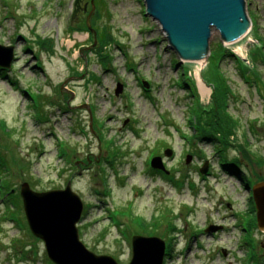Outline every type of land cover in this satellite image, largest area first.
<instances>
[{"label": "rangeland", "instance_id": "1", "mask_svg": "<svg viewBox=\"0 0 264 264\" xmlns=\"http://www.w3.org/2000/svg\"><path fill=\"white\" fill-rule=\"evenodd\" d=\"M90 1L79 9L74 0H0V44L15 54L0 71V155L9 182L0 187V264H54L30 233L18 192L22 182L42 191L67 181L83 203L80 240L117 264L130 260L131 236L144 235L135 217L170 243L163 264H264V230L249 224L250 187L230 165L246 169L235 157L247 148L252 167L242 178L264 179V61L250 55L264 53V0H244L252 23L238 40L211 30L204 63L179 58L144 0H92L90 27L114 37L96 54L93 32L74 30ZM39 37L50 38L52 53L38 48ZM217 69L231 88L227 109L236 122L224 152L193 138L191 124V108L198 97L208 103L206 84ZM156 155L167 173L151 168Z\"/></svg>", "mask_w": 264, "mask_h": 264}, {"label": "water", "instance_id": "2", "mask_svg": "<svg viewBox=\"0 0 264 264\" xmlns=\"http://www.w3.org/2000/svg\"><path fill=\"white\" fill-rule=\"evenodd\" d=\"M90 3L92 8L85 21L87 29L94 34L95 44V32L88 23L93 10V1ZM77 4L79 6V0H74V6ZM144 4L145 14L160 25L168 46L179 58L190 62L205 57L212 29L219 32L222 40L230 43L241 38L250 24L244 0H144ZM76 12L77 8L73 10L71 18ZM14 58L13 46L0 44V68H9ZM121 90L122 85L118 83L115 95ZM88 112L90 113L89 109ZM89 127L91 128V120ZM171 155V148L163 151V156ZM189 159V156L186 157V162ZM150 166L165 171L160 155L151 158ZM199 172H206L205 164ZM19 196L27 227L33 236L42 241L52 263L117 264L112 256L96 254L80 240L77 223L81 219L83 203L71 189L70 181L63 188L42 191L34 190L27 182H22ZM252 199L257 228L263 231L264 180L253 185ZM210 229L211 226L208 227ZM130 246L131 258L127 264H163L166 244L160 237L134 234L131 236Z\"/></svg>", "mask_w": 264, "mask_h": 264}, {"label": "trees", "instance_id": "3", "mask_svg": "<svg viewBox=\"0 0 264 264\" xmlns=\"http://www.w3.org/2000/svg\"><path fill=\"white\" fill-rule=\"evenodd\" d=\"M94 4L95 3H93V5ZM91 7H92V5L89 4V10L91 9ZM90 24H91L92 29H94V32L96 35V43H95L96 47L94 48V50H95L96 54L99 55L102 53L105 46L112 43V41L114 40V37L109 34L107 27H105V26L99 27L98 25H96V23H94V25L92 23H90ZM74 30L87 31L85 18L79 24V26H77ZM49 41H50L49 37H42V38L39 37L38 40L36 41V44H38L40 49H45V50L47 49L49 51V53H52L53 49H52V45H48ZM90 43L93 44L94 40L92 39L90 41ZM219 48L221 49V47H219ZM257 48H259V47H257ZM250 53H251L250 54L251 58L260 59L261 61H264V53L261 50V48H259V50L250 51ZM222 55H224V54L221 53V57H222ZM104 65L107 66V64H104ZM0 71L2 73H5L6 69L0 68ZM241 71H242V69H241ZM242 73H244V71ZM213 78L215 80V83L213 84V86L211 85L212 91H211V95H210V101L207 104L203 105L199 101V97H198V102L194 106V109L192 111L194 113V115L192 116V120H191L192 121L191 124H192L193 129H194V133H193L194 137L193 138H197L198 140H204V141L214 143V144L218 145V149H219L218 152L219 151L224 152L225 148L227 146H230L232 143L231 142V136L233 135L234 129L236 127V122L233 119L232 115L228 112V109H227L228 108V101L230 98L229 96L231 95V88L228 85V83L226 82V79L224 78L222 73H220V71L218 69L215 73H213ZM187 79H189V78H187ZM202 79H203V77H202ZM187 85H190V83H187ZM192 93H193V91H192ZM195 96L196 95H194V97ZM246 149L240 150V156L235 157V161L238 164L240 162L241 164L245 165V167L247 166L251 170V167H252L251 164L252 163H249V162H251L250 160H252V158L250 157L252 152L250 151V154H249ZM241 152H243L244 157L241 155ZM1 157H2V155H0V187H2L4 189H9V182L5 176V174H8V171L6 170L5 161L1 160ZM2 159H3V157H2ZM226 161L229 162L230 160H228L226 157V158H224L223 162H226ZM260 163H261V161H259V164ZM230 165L234 167V168H231V170L237 176H239L242 179L241 180L242 183L245 186L249 187L251 185V182L253 179L252 175L247 176L244 179L241 176L242 173H246L247 167H246V169H244V168H241L240 166H237V164L230 163ZM254 176H257V175H254ZM163 177L165 178V175H163ZM168 178H169V176H168ZM257 178H259V177H257ZM261 180H263V179H261ZM261 180H258V181H261ZM255 182H257V181H255ZM11 193H12V191L10 188V190L4 194V195L8 194V196H7L8 200L10 199L9 196H11L10 195ZM134 220L139 221L138 222V228L139 229L142 228L144 235L151 236L154 234L156 227L148 226L142 219L140 220L137 217H135ZM168 220H169V218H168ZM250 226H251V224H250ZM171 228H173V227H171ZM170 252H171V245L169 243V245L166 246V249H165L166 257H169Z\"/></svg>", "mask_w": 264, "mask_h": 264}, {"label": "bare ground", "instance_id": "4", "mask_svg": "<svg viewBox=\"0 0 264 264\" xmlns=\"http://www.w3.org/2000/svg\"><path fill=\"white\" fill-rule=\"evenodd\" d=\"M91 4V3H90ZM92 5V4H91ZM79 7V6H78ZM92 8V7H91ZM91 10V9H90ZM245 11H246V7H245ZM92 14V13H91ZM247 16H248V14H247ZM248 18H249V16H248ZM249 20H250V24L252 23V19H250L249 18ZM249 24V27L247 28V30L245 31V33L244 34H242L241 35V37H243V36H245L247 33H248V31H249V29L251 28V25ZM254 24V27H256V24H255V22L253 23ZM220 35V34H219ZM221 37V36H220ZM239 39V38H238ZM238 39H236V40H238ZM235 40V41H236ZM223 41V40H222ZM208 42H209V39H208ZM233 42V41H232ZM3 45V44H2ZM222 44H217L216 46L217 47H222L221 46ZM39 48V47H38ZM29 49H31V48H29ZM41 50V49H40ZM45 50V49H44ZM46 51L49 53V51L46 49ZM208 53V50H207V52H206V54ZM204 58L205 57H203V58H201V59H199V60H196V61H199V62H205V60H204ZM201 62V63H202ZM12 63V62H11ZM37 64V63H36ZM11 66V65H10ZM31 66H36V65H31ZM10 68V67H9ZM37 68V67H36ZM187 72V75H189V72L188 71H186ZM221 73V72H220ZM0 74H1V72H0ZM200 74V72H198L196 75L198 76ZM202 76V75H201ZM202 78V77H201ZM13 81H15L13 78H11ZM213 84L214 83H210V84H206L207 86H210V85H212L213 86ZM206 85H205V81L202 79H199L198 80V88H199V91H200V93L202 94V95H207L208 93H207V87H206ZM212 86H211V91H212ZM210 95H211V92H210ZM209 101H210V99H209ZM208 101V102H209ZM228 105H229V101H228ZM193 109H194V106L191 108V111H193ZM87 162H89V159H87Z\"/></svg>", "mask_w": 264, "mask_h": 264}, {"label": "flooded vegetation", "instance_id": "5", "mask_svg": "<svg viewBox=\"0 0 264 264\" xmlns=\"http://www.w3.org/2000/svg\"><path fill=\"white\" fill-rule=\"evenodd\" d=\"M82 2V0H80L79 1V3H81ZM80 6H81V4H80ZM80 6H79V9H80ZM255 182H254V179H252V182H251V185L250 186H252L253 184H254ZM246 188H248L247 186H246ZM251 187H250V189H249V201H252V210H254V212L251 210V212H252V214L254 215V217H255V221L254 220H249V223L251 224V227H253V228H256L257 227V224H256V211H255V207H254V203H253V199H252V197H251ZM229 204H227V206H228ZM258 229V228H257ZM259 230V229H258ZM260 231H262V230H260Z\"/></svg>", "mask_w": 264, "mask_h": 264}]
</instances>
